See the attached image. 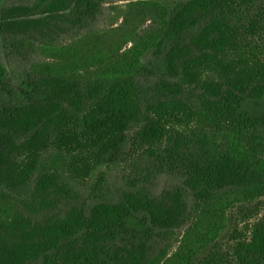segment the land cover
Here are the masks:
<instances>
[{"label":"trees","instance_id":"obj_1","mask_svg":"<svg viewBox=\"0 0 264 264\" xmlns=\"http://www.w3.org/2000/svg\"><path fill=\"white\" fill-rule=\"evenodd\" d=\"M0 50V264H264V0H0Z\"/></svg>","mask_w":264,"mask_h":264},{"label":"rangeland","instance_id":"obj_2","mask_svg":"<svg viewBox=\"0 0 264 264\" xmlns=\"http://www.w3.org/2000/svg\"><path fill=\"white\" fill-rule=\"evenodd\" d=\"M111 14H112L111 8L110 7L106 8L105 12L102 15H100L98 17V19L94 22V27H96V28L106 27L107 23H108L109 16ZM0 55H2L1 50H0ZM33 56H30L29 60H31V58L33 59L34 58ZM3 61L5 62V64L7 65L8 68H11V66H13L14 67L13 69H16V65H17V67L21 68L23 66L25 67V65L28 63L25 61H22L21 63H19L14 58H12L11 60H9L7 62L5 61V59H3ZM252 107L255 110H261L262 108H264V100L262 102H260L258 106H252ZM119 173H120L119 171L114 170V169H112L110 172L109 177L112 181H114L115 184L120 183V179L118 178ZM171 184H172V181L169 178H167L165 176L161 177L159 180V183H158L157 192H161L165 187H167ZM240 226H243V225H240Z\"/></svg>","mask_w":264,"mask_h":264}]
</instances>
